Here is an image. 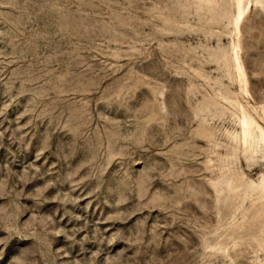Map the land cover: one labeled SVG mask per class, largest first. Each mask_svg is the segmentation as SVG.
<instances>
[{"label":"rangeland","instance_id":"374dc122","mask_svg":"<svg viewBox=\"0 0 264 264\" xmlns=\"http://www.w3.org/2000/svg\"><path fill=\"white\" fill-rule=\"evenodd\" d=\"M243 6L0 0V264H264L241 124L264 130V0Z\"/></svg>","mask_w":264,"mask_h":264},{"label":"bare ground","instance_id":"6f19581e","mask_svg":"<svg viewBox=\"0 0 264 264\" xmlns=\"http://www.w3.org/2000/svg\"><path fill=\"white\" fill-rule=\"evenodd\" d=\"M237 8H238V20H240L243 18L245 11H246V9L243 6V0H237ZM239 71H240V74L243 76L244 74H243L242 67L240 66V64H239ZM241 109H242L241 124H242L244 143L247 144L248 140L253 138L254 133L255 131L257 132V130L260 133L259 142L264 143V130L256 123L254 118H252V116L244 108H241Z\"/></svg>","mask_w":264,"mask_h":264}]
</instances>
